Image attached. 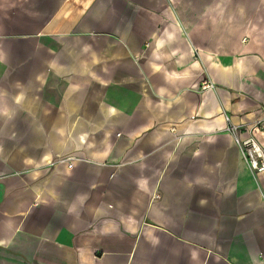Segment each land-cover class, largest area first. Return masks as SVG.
<instances>
[{
	"label": "crops",
	"instance_id": "crops-1",
	"mask_svg": "<svg viewBox=\"0 0 264 264\" xmlns=\"http://www.w3.org/2000/svg\"><path fill=\"white\" fill-rule=\"evenodd\" d=\"M263 107L264 0H0V264H264Z\"/></svg>",
	"mask_w": 264,
	"mask_h": 264
},
{
	"label": "built area",
	"instance_id": "built-area-1",
	"mask_svg": "<svg viewBox=\"0 0 264 264\" xmlns=\"http://www.w3.org/2000/svg\"><path fill=\"white\" fill-rule=\"evenodd\" d=\"M203 88H207L212 86L211 83H205ZM264 110V107L262 108ZM227 120V131L234 135V139L239 145L241 155L245 162L252 168L255 173L260 174L264 172V147L258 142L255 136V132L259 130L264 125V118H260L253 125L249 127H242L231 123L230 117L226 115ZM245 130V132L249 133L245 139L240 137L241 132ZM74 157H67L59 159L61 162H68V166L73 167Z\"/></svg>",
	"mask_w": 264,
	"mask_h": 264
}]
</instances>
